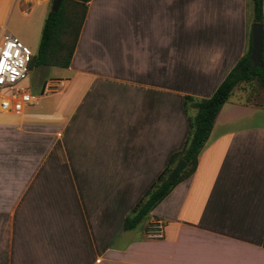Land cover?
<instances>
[{"label": "crops", "instance_id": "1", "mask_svg": "<svg viewBox=\"0 0 264 264\" xmlns=\"http://www.w3.org/2000/svg\"><path fill=\"white\" fill-rule=\"evenodd\" d=\"M27 2L0 0L2 29ZM86 7L69 75L0 111V264H264V102L241 86L196 171L124 230L187 141L184 98L211 97L246 54L251 0ZM152 218L162 240L145 235Z\"/></svg>", "mask_w": 264, "mask_h": 264}, {"label": "trees", "instance_id": "2", "mask_svg": "<svg viewBox=\"0 0 264 264\" xmlns=\"http://www.w3.org/2000/svg\"><path fill=\"white\" fill-rule=\"evenodd\" d=\"M59 0H53L55 6ZM89 0H62L57 10H51L41 32V39L28 66L68 68L78 41L79 33L86 16V3ZM253 23L263 26V0H251ZM263 49L259 66L251 61L252 44L237 62L232 71L223 80L214 94L206 99L184 98V108L194 109L195 115L188 118L189 135L182 150L170 158L168 167L159 176L146 197L140 201L124 222V230L130 231L149 219L150 213L169 195L172 189L188 179L198 165V157L213 129L215 120L229 100L235 88L256 81L264 91V33ZM178 160H183L186 167L173 181L169 176Z\"/></svg>", "mask_w": 264, "mask_h": 264}, {"label": "rangeland", "instance_id": "3", "mask_svg": "<svg viewBox=\"0 0 264 264\" xmlns=\"http://www.w3.org/2000/svg\"><path fill=\"white\" fill-rule=\"evenodd\" d=\"M51 8V1L43 2L39 5L29 2L24 8H20L17 3L12 13L7 16L4 22L5 28L2 29L1 24L3 23V20L1 19V13L3 12V9L0 6V46L3 41V36L8 33L19 39L31 50L32 54L35 55L40 43L44 22L51 11ZM23 10L26 11L25 14L27 16L22 14L24 13ZM250 13L251 9H249V15ZM253 15L254 13L252 10L251 17H253ZM68 75V71L62 68L28 66L27 79L18 84V86L27 90L31 96L39 97L41 95L39 88L43 81H47L50 78L63 79ZM241 88L247 93L246 96H251L253 98L250 99L251 102H264V91L259 87L256 81H253L251 84H244ZM29 105L30 104L26 105L25 108ZM191 115L194 116L195 111ZM143 224L144 222L141 226H143Z\"/></svg>", "mask_w": 264, "mask_h": 264}, {"label": "built area", "instance_id": "4", "mask_svg": "<svg viewBox=\"0 0 264 264\" xmlns=\"http://www.w3.org/2000/svg\"><path fill=\"white\" fill-rule=\"evenodd\" d=\"M42 0H29L40 4ZM7 55H4V53ZM31 50L19 39L5 34L0 46V111L20 114L34 98L27 90L18 86L27 79L28 65L32 59ZM166 223L152 218L148 223L145 235L149 240H162Z\"/></svg>", "mask_w": 264, "mask_h": 264}, {"label": "water", "instance_id": "5", "mask_svg": "<svg viewBox=\"0 0 264 264\" xmlns=\"http://www.w3.org/2000/svg\"><path fill=\"white\" fill-rule=\"evenodd\" d=\"M62 0L58 1V5L55 6V3H52L51 10H57ZM263 26L258 23H254L252 25V33H251V44H252V51L250 55L251 61L255 64V66H259L261 56H262V49H263ZM186 163L183 160H179L176 166L174 167L173 171L169 176V181H173L175 177L185 169Z\"/></svg>", "mask_w": 264, "mask_h": 264}, {"label": "snow or ice", "instance_id": "6", "mask_svg": "<svg viewBox=\"0 0 264 264\" xmlns=\"http://www.w3.org/2000/svg\"><path fill=\"white\" fill-rule=\"evenodd\" d=\"M4 55H7V53L5 52Z\"/></svg>", "mask_w": 264, "mask_h": 264}]
</instances>
